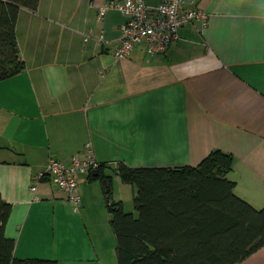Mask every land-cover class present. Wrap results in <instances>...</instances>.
I'll use <instances>...</instances> for the list:
<instances>
[{
    "label": "crops",
    "instance_id": "crops-1",
    "mask_svg": "<svg viewBox=\"0 0 264 264\" xmlns=\"http://www.w3.org/2000/svg\"><path fill=\"white\" fill-rule=\"evenodd\" d=\"M103 1L19 9L24 68L0 80V194L11 204L5 233L17 257L108 264L90 231L96 213L107 218L103 180L77 173L75 211L60 187L38 177L49 158L69 163L87 141L114 182L118 162L195 166L219 149L232 157L235 193L264 206V0H186L209 13L205 27L183 25L164 53L138 44L119 58L124 16L98 18ZM236 264H264V243Z\"/></svg>",
    "mask_w": 264,
    "mask_h": 264
},
{
    "label": "trees",
    "instance_id": "trees-1",
    "mask_svg": "<svg viewBox=\"0 0 264 264\" xmlns=\"http://www.w3.org/2000/svg\"><path fill=\"white\" fill-rule=\"evenodd\" d=\"M38 2L0 0V80L24 68L15 22L20 8L36 10ZM231 162V155L219 149L195 166L130 167L118 162L120 181L135 187L136 216L113 199L105 163L89 170L103 180L117 264H236L259 248L264 243V206L255 207L235 193V181L228 176ZM10 211L11 204L0 194V264H57L53 258L13 254L15 239L5 233Z\"/></svg>",
    "mask_w": 264,
    "mask_h": 264
},
{
    "label": "built area",
    "instance_id": "built-area-1",
    "mask_svg": "<svg viewBox=\"0 0 264 264\" xmlns=\"http://www.w3.org/2000/svg\"><path fill=\"white\" fill-rule=\"evenodd\" d=\"M107 10H117L124 16L119 26L120 40L113 50L117 58L129 56L138 44H143L149 55L164 53L177 39L183 25L198 22L205 27L209 21L208 12L200 7L187 6L186 0H161L156 5H149L145 0H104L98 6V18H102ZM102 35L101 31L99 37L102 38ZM84 148L82 155L72 154L69 163L49 158L46 171L38 174V177L47 175L60 187L75 211L80 206L77 173L94 170L100 164L93 155L90 141L85 143ZM31 189L34 190L35 185Z\"/></svg>",
    "mask_w": 264,
    "mask_h": 264
},
{
    "label": "rangeland",
    "instance_id": "rangeland-1",
    "mask_svg": "<svg viewBox=\"0 0 264 264\" xmlns=\"http://www.w3.org/2000/svg\"><path fill=\"white\" fill-rule=\"evenodd\" d=\"M110 174H112L110 172ZM118 181H111L112 186V196L114 198H118L122 202V206L124 210L130 211L137 215V210L134 208L133 204V195L135 194V187L129 184H125L120 181L117 177ZM72 207V205H71ZM106 217L104 221L101 223V218L96 213V221L97 225H90L91 236L98 245V248L104 253V259L108 264H117L116 255H115V235L111 228L110 220V212L107 210Z\"/></svg>",
    "mask_w": 264,
    "mask_h": 264
}]
</instances>
